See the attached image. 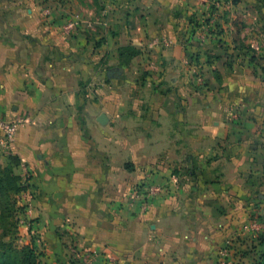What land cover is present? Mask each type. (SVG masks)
<instances>
[{"label": "crops", "instance_id": "crops-1", "mask_svg": "<svg viewBox=\"0 0 264 264\" xmlns=\"http://www.w3.org/2000/svg\"><path fill=\"white\" fill-rule=\"evenodd\" d=\"M204 1L112 0L118 65L97 87V45L56 29L37 0H0V117L19 122L0 163L14 156L17 173L30 171L42 264H219L226 242L251 236L244 202L257 184L243 170L257 133L228 120L223 87L182 81L180 46L157 82L130 77L139 51H120L153 28H195ZM143 184L167 191L134 202Z\"/></svg>", "mask_w": 264, "mask_h": 264}, {"label": "rangeland", "instance_id": "rangeland-1", "mask_svg": "<svg viewBox=\"0 0 264 264\" xmlns=\"http://www.w3.org/2000/svg\"><path fill=\"white\" fill-rule=\"evenodd\" d=\"M205 1L207 13L194 19V22L199 23L195 28L183 24L168 29L153 28L146 33L145 42L133 45L140 56L133 60L128 70L137 71L138 74L129 76L136 77L138 82H145L148 78L157 82L159 71L166 62L165 54L173 53L178 45L183 54L181 59L184 60L178 65L182 81H189L194 88H219L213 95L221 94L220 87H223V94L227 96L225 99L229 101L228 120L235 124L245 118L249 125L245 120V124H240L242 127L239 131L257 133V137L252 135L254 142H249L245 149L249 155L248 164L243 170L245 182L249 181L247 177H255L257 186L248 190L252 191L250 200L243 201L246 200L244 208L247 224L252 218L264 222V0ZM37 2L42 18L55 25L56 29L64 27L62 31L67 37H76L80 32L83 38L88 39V43L97 45L96 48L104 55L100 60L106 65L103 66V75L97 87H102L112 79L113 76L108 77V72L118 65L117 60L112 58V40L109 42L114 32L112 0ZM46 10L49 14H45ZM121 16L122 13L117 15ZM91 24L94 28L90 27ZM157 31L158 34H155ZM163 37L171 43L164 44ZM156 38L161 39L162 43L155 45L153 41ZM102 40L105 44L98 47ZM14 175L19 179L11 180L9 188L0 194V262L3 254L11 253L12 258L16 255L19 258L21 252L18 251L22 248L35 247L42 264L46 252L43 236L39 228L35 229L37 219L32 215L34 191L30 182L25 180L23 166L22 172L15 171ZM26 198L30 200V210L26 207ZM261 225L264 226V223ZM250 234L243 243H240V239L229 244L226 242L227 254H224V262L221 260L219 264H258L262 261L264 241L261 236L264 231ZM11 264L16 262L13 260Z\"/></svg>", "mask_w": 264, "mask_h": 264}, {"label": "built area", "instance_id": "built-area-1", "mask_svg": "<svg viewBox=\"0 0 264 264\" xmlns=\"http://www.w3.org/2000/svg\"><path fill=\"white\" fill-rule=\"evenodd\" d=\"M45 14H49V11H45ZM164 41V44L169 45L171 42H167L164 40V37L162 39ZM153 43L155 45L161 44L162 41L159 38H156ZM19 128V122H13L8 121L2 117H0V151H3L5 153H9L11 150L12 143L15 140L16 133ZM24 169V176L25 180L27 182H30V171L29 169L23 165ZM28 185V183H27ZM26 185V186H27ZM166 190V187L161 185H155V184H143L138 186L134 192L132 193V199L135 201H139L140 203H145L147 200L151 199L152 197H156L158 194L164 192ZM24 195V194H23ZM26 207L28 210L31 209V203L29 199H27ZM146 208V206H144ZM264 222H261L258 220V218H252L249 223L246 225V231L254 234H258L264 231V226L261 225Z\"/></svg>", "mask_w": 264, "mask_h": 264}, {"label": "trees", "instance_id": "trees-1", "mask_svg": "<svg viewBox=\"0 0 264 264\" xmlns=\"http://www.w3.org/2000/svg\"><path fill=\"white\" fill-rule=\"evenodd\" d=\"M123 53H129L131 57L138 54V50L133 48L132 46H125L120 49ZM20 164V160L16 157H10V162L8 165H2L0 163V194L4 192V190L8 189V185L11 183V180H18L19 177L15 176V167ZM18 184V183H17ZM19 188V187H17ZM262 241H264V235L261 236ZM12 250V249H11ZM35 247H24L21 249V256L18 258L17 255L12 258L11 253L9 255L3 254V259L0 264H11L14 260L16 264H41L39 254L36 252ZM18 258V259H17ZM262 261L258 264H264V253L261 256Z\"/></svg>", "mask_w": 264, "mask_h": 264}, {"label": "water", "instance_id": "water-1", "mask_svg": "<svg viewBox=\"0 0 264 264\" xmlns=\"http://www.w3.org/2000/svg\"><path fill=\"white\" fill-rule=\"evenodd\" d=\"M106 116L105 115H102V119H104Z\"/></svg>", "mask_w": 264, "mask_h": 264}]
</instances>
